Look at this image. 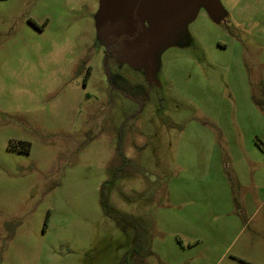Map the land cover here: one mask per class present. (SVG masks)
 I'll use <instances>...</instances> for the list:
<instances>
[{
	"label": "rangeland",
	"instance_id": "obj_1",
	"mask_svg": "<svg viewBox=\"0 0 264 264\" xmlns=\"http://www.w3.org/2000/svg\"><path fill=\"white\" fill-rule=\"evenodd\" d=\"M0 264H264V0H0Z\"/></svg>",
	"mask_w": 264,
	"mask_h": 264
},
{
	"label": "flooded vegetation",
	"instance_id": "obj_2",
	"mask_svg": "<svg viewBox=\"0 0 264 264\" xmlns=\"http://www.w3.org/2000/svg\"><path fill=\"white\" fill-rule=\"evenodd\" d=\"M138 30H139V26H138ZM135 32H138V31L136 30ZM135 32H134V33H132V35H134V34H135ZM123 37H124V38H126V39H127V38H130V36H129L128 34H127V35H126V34H124V36H123Z\"/></svg>",
	"mask_w": 264,
	"mask_h": 264
},
{
	"label": "water",
	"instance_id": "obj_3",
	"mask_svg": "<svg viewBox=\"0 0 264 264\" xmlns=\"http://www.w3.org/2000/svg\"><path fill=\"white\" fill-rule=\"evenodd\" d=\"M137 22V21H136Z\"/></svg>",
	"mask_w": 264,
	"mask_h": 264
}]
</instances>
